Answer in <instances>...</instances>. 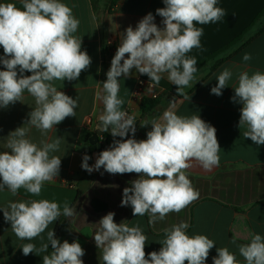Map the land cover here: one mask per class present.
Instances as JSON below:
<instances>
[{
  "label": "clouds",
  "instance_id": "obj_1",
  "mask_svg": "<svg viewBox=\"0 0 264 264\" xmlns=\"http://www.w3.org/2000/svg\"><path fill=\"white\" fill-rule=\"evenodd\" d=\"M22 7L13 2H0V108L22 102L25 91L35 99L36 107L28 114L21 127L7 136L6 148L0 152V191L7 189L16 196L24 189L32 196H39L45 182L59 176L61 158L50 155L60 148L61 139L51 142L41 140L39 145L28 138L31 128L47 135L68 117L76 116L77 99L58 91L55 81L77 80L82 71L91 65V57L81 50L82 38L77 32L80 21L72 8L60 0H20ZM165 7L156 9L162 17L163 27L154 21L151 12L145 15L135 28L129 26L111 60L107 79L96 94L103 106L98 115L97 128L111 132L112 145L99 153L94 165L91 157L83 155L81 168L89 173L102 167L109 174H138L131 187L123 189L121 206H131L133 216L148 214L149 223L163 221L170 213H179L199 198L186 170L197 162L204 170L219 165L221 150L216 128L199 115L180 116L166 110L162 121H151V130L144 140L135 139V117L122 110L124 100L119 98L118 78L130 76L136 69L147 75L152 84L158 85L163 73L177 86L179 95L190 97L183 89L191 86L197 72V60L186 54L201 47L203 27L216 23L225 16L217 0H163ZM243 59L250 60V54ZM28 72L31 75H25ZM232 72L225 68L217 77L218 83L211 93L222 95ZM234 102H239V127L245 128L243 137L256 145H264V73L255 71L249 75L243 71L234 87ZM149 123L141 122L145 127ZM27 125V126H25ZM129 133L131 138H127ZM3 218L20 240L32 241L39 237L61 214L72 217L75 209L65 202L63 213L57 202L47 199L9 201L0 208ZM115 213L108 212L98 222L94 242L101 250L103 264H206L209 252L216 245L206 235L189 236L185 222L165 229L160 250L152 251L146 258L147 236L137 225L115 222ZM47 243L40 247L34 243L22 245V254L51 252L43 255V264H84L85 250L78 241L62 243L54 230L47 231ZM213 264H240L236 255L227 247L217 248ZM239 254L246 264H264V237L254 234L250 243L239 246Z\"/></svg>",
  "mask_w": 264,
  "mask_h": 264
},
{
  "label": "crops",
  "instance_id": "obj_2",
  "mask_svg": "<svg viewBox=\"0 0 264 264\" xmlns=\"http://www.w3.org/2000/svg\"><path fill=\"white\" fill-rule=\"evenodd\" d=\"M60 0L72 8L75 18L80 21L78 30L73 35L82 38L81 50L91 57L90 67L82 71L77 80L55 81L58 91H63L73 99H77L76 116L68 117L55 125L47 135H42L36 128H31L28 138L39 145L41 140L51 142L61 139L58 151L51 153L61 158L59 176L52 182H45L39 196H32L20 189L16 196L5 189L0 191V208L6 207L9 201L47 199L60 205L61 213L65 202L75 209L72 217L63 214L49 225L43 241L39 237L32 241L20 240L11 229L10 222L3 218L0 211V264H43V255L48 252L22 254V245L34 243L37 248L41 243H47V231L54 230L56 238L62 243L78 241L85 250L81 258L84 264H103L100 260L101 250L94 242V233L99 228V220L108 212L115 213L116 223H127L128 226H139L147 236L145 245L147 254L159 251L160 242L165 238V229L172 225L185 222L189 225L186 234L195 236L206 235L215 242L210 250L206 264H213L217 256V248L227 247L236 255L240 264H246L239 254V246L248 244L254 234L264 237V145H256L250 139L243 137L245 128L239 127L240 109L242 105L234 102V87L238 86L239 74L248 71L264 73V31L256 35L262 23L256 18L264 10V0H217V7L223 8L225 16L216 23L199 25L204 32L201 37V47L187 53L195 57L197 65L205 58L215 54L235 42L224 53L215 59L206 61L194 74L195 79L190 87L183 89L190 99H185L177 92V86L172 84L163 73L156 89L161 92L159 105L150 113L143 114L141 107L134 100L137 83L144 80L152 83L147 75H140L136 69L131 75L118 78L120 83L119 98L124 100L122 110L132 108L135 115V139L144 140L151 130V121H162L166 110L180 116L199 115L205 122L216 128V136L220 145L219 165L212 170H204L197 162L186 170L193 187L199 192V198L185 207L179 213H170L163 221L149 223V215L133 216L131 206H121L123 189L131 187V181L138 179V174H109L103 167L89 173L81 168L83 155L91 157L88 134L95 132L98 125L99 107L96 94L107 79L106 73L111 66V60L120 45L125 30L137 23L149 12L155 17V23L163 27L162 17L156 15V9L165 7L163 0ZM2 3L13 2L22 7L20 0H0ZM250 31L240 40L243 33ZM256 35V36H255ZM250 38H253L249 41ZM246 46L239 50L242 44ZM245 54L251 59L245 61ZM0 56L3 48L0 46ZM222 62L216 66L217 62ZM216 66V68H214ZM232 72L222 95L211 93V88L218 83V75L225 69ZM0 70L3 65L0 64ZM25 75L31 73L25 72ZM36 107L35 99L27 93L23 94L22 102L17 101L7 108H0V152L10 151L6 148L7 136L17 127L23 126L29 119L28 114ZM141 122H148L141 127ZM27 126V125H25ZM103 143L111 146L114 139L111 132H104ZM129 133L127 138H131ZM91 146V145H90ZM98 200L108 205V209L97 212L92 202ZM187 264V262H185Z\"/></svg>",
  "mask_w": 264,
  "mask_h": 264
},
{
  "label": "trees",
  "instance_id": "obj_3",
  "mask_svg": "<svg viewBox=\"0 0 264 264\" xmlns=\"http://www.w3.org/2000/svg\"><path fill=\"white\" fill-rule=\"evenodd\" d=\"M120 0H113L112 1V4L115 5L119 2ZM260 21L262 23V27L261 29L257 32L256 35H259L261 34L263 31H264V10L259 14V16L256 18L254 25H256V23ZM250 31V28L248 30H246L243 35L238 39V41H240L248 32ZM255 35V36H256ZM253 38H250L249 41H251ZM235 42H233L232 44H230L229 46L225 47V48H222L221 50H219L218 52H216L215 54L205 58L204 60H202L198 65H197V72L198 70L201 68V66L208 60H211V59H215L216 57H218L220 54L224 53L227 49H229L230 46H232ZM246 46V43L242 44L241 47H239V50L244 48ZM222 62V60L218 61L216 66L219 65L220 63ZM216 66L214 68H216ZM160 103V98L157 99V100H150V99H147L145 101L142 102L141 104V111L143 112V114H147V113H150L152 110H154ZM94 134L93 133H90L88 134V141L90 139V137ZM89 148H90V152H92V149L93 147L90 146V143H89ZM92 206L93 208L95 209V211L97 212H103V211H106L108 209V205L105 204V203H102L98 200H94L92 202Z\"/></svg>",
  "mask_w": 264,
  "mask_h": 264
},
{
  "label": "built area",
  "instance_id": "obj_4",
  "mask_svg": "<svg viewBox=\"0 0 264 264\" xmlns=\"http://www.w3.org/2000/svg\"><path fill=\"white\" fill-rule=\"evenodd\" d=\"M150 84H152V83H148L144 80H140L137 83L136 89L134 91V100L139 104L140 107H141L142 102L147 100V99L157 100L161 97V92L159 90H157L156 87H153L152 91H148V87ZM126 112L130 116L135 117L132 108H128L126 110ZM117 138L121 139L120 137H117Z\"/></svg>",
  "mask_w": 264,
  "mask_h": 264
},
{
  "label": "water",
  "instance_id": "obj_5",
  "mask_svg": "<svg viewBox=\"0 0 264 264\" xmlns=\"http://www.w3.org/2000/svg\"><path fill=\"white\" fill-rule=\"evenodd\" d=\"M98 107H99V113L100 111L103 110V106L100 102H98ZM98 124H99V120H98ZM105 138V134L104 132H101L98 128L95 130L94 134L90 137L89 139V143L90 145L93 147V163L92 165H94L95 160L97 159L99 153L103 150H107L110 145L109 143H103L101 140H103ZM97 171H93L91 173H95Z\"/></svg>",
  "mask_w": 264,
  "mask_h": 264
}]
</instances>
